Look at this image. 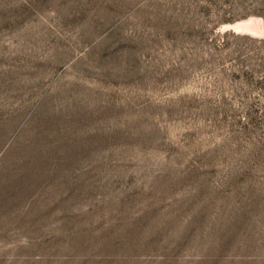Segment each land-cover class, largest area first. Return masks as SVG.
Segmentation results:
<instances>
[{"label":"rangeland","instance_id":"obj_1","mask_svg":"<svg viewBox=\"0 0 264 264\" xmlns=\"http://www.w3.org/2000/svg\"><path fill=\"white\" fill-rule=\"evenodd\" d=\"M250 19L264 0H0V264H264Z\"/></svg>","mask_w":264,"mask_h":264},{"label":"bare ground","instance_id":"obj_2","mask_svg":"<svg viewBox=\"0 0 264 264\" xmlns=\"http://www.w3.org/2000/svg\"><path fill=\"white\" fill-rule=\"evenodd\" d=\"M257 19H250L243 23H237L233 26V30L238 33L247 32L252 36H261L264 33V27L261 26V23Z\"/></svg>","mask_w":264,"mask_h":264},{"label":"water","instance_id":"obj_3","mask_svg":"<svg viewBox=\"0 0 264 264\" xmlns=\"http://www.w3.org/2000/svg\"><path fill=\"white\" fill-rule=\"evenodd\" d=\"M261 26L264 27V23L263 22H261ZM240 33H246L247 34V32H240ZM262 36H264V34ZM258 37H261V36H258Z\"/></svg>","mask_w":264,"mask_h":264},{"label":"trees","instance_id":"obj_4","mask_svg":"<svg viewBox=\"0 0 264 264\" xmlns=\"http://www.w3.org/2000/svg\"><path fill=\"white\" fill-rule=\"evenodd\" d=\"M262 41H264V39H262Z\"/></svg>","mask_w":264,"mask_h":264}]
</instances>
